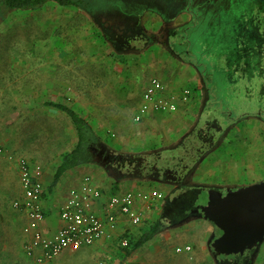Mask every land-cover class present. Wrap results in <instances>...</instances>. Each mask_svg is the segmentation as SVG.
<instances>
[{
	"label": "rangeland",
	"instance_id": "rangeland-1",
	"mask_svg": "<svg viewBox=\"0 0 264 264\" xmlns=\"http://www.w3.org/2000/svg\"><path fill=\"white\" fill-rule=\"evenodd\" d=\"M77 1L79 3L76 5H60L49 1L40 8L28 10H9L0 5V92H10L21 88L32 89L33 83L38 81L45 83L53 79L66 80L68 84L72 83L74 87L73 90L62 92L64 103L79 111L85 104V100H81L78 95L82 76L108 75L109 70H113V68L120 70L123 65L128 66L129 61L136 60L137 55L135 54H118V44L113 43L112 40V37L121 32L126 35L130 34L129 29L134 27V20H136L133 17L137 18V30L141 31L145 38L153 35L159 39L163 34L161 15L166 14L170 19L169 23H165L170 27L180 25L184 20H187V17L178 15L175 9L167 8L159 0ZM206 1L212 4V7L206 9L205 13L196 11L201 17L191 31L192 41L190 43L194 46V51L189 59L192 62L193 60L197 62L204 75L208 76V87H213L216 94L223 98V103L227 107H231L232 104L248 106V97L246 91H243L245 86L242 85L245 79L247 81L245 85L248 86L251 95V106L258 105L256 94L263 89L262 78L257 73L258 69L261 68L258 55L256 54L252 61L246 63L248 65L244 66L245 77L241 81L238 79L239 85L234 86V89L229 87V83H227L233 74L231 76L228 72L223 73L220 70L219 56L220 50L224 51L227 42H236L240 39L249 43L257 42L254 34L259 29V25L257 21H254L251 12L255 10L254 7L258 6L259 0ZM260 2L263 6L264 0H260ZM106 11L109 14L108 17L103 16V12ZM123 13L132 18L130 20L123 18ZM205 15L208 16L206 20H204ZM211 19L213 20L211 21ZM225 33L229 35L227 40L223 38ZM139 41H136L138 47L141 46L142 40L139 39ZM150 41L152 40H148V43ZM97 58L108 62L106 63L107 66L102 65L101 71L99 68L76 65L78 62L91 61ZM38 59L42 62L45 61L46 65L33 67V62ZM49 60L71 62L72 67L63 72V70H67L64 67L48 66ZM109 66L113 68L107 69ZM175 70L177 72V69ZM137 79H139L138 74ZM134 81H136L135 78ZM177 83L187 84L184 79L177 80ZM249 87L253 90H250ZM96 90V86L92 88L86 101H90V103L97 101L96 94H94ZM68 92L70 93L66 94ZM75 93L76 95H74ZM135 96L134 98H136ZM40 97L41 99L21 100L19 98H5L4 95H1L0 109L13 108L19 111L20 106L23 107L24 103H35V107L41 106V110L45 109L42 113V129L35 132L41 151L39 155L35 154L33 159L38 160L40 164L42 161L49 164L60 153L72 147L70 142L75 141L76 135L71 122L64 113L43 105L44 101L52 99L49 92L42 91ZM139 104L140 102L137 106L132 107L133 116ZM90 115L93 118L97 117L95 108H90ZM109 120H111L110 117ZM116 126L112 123L106 126L104 129L106 141L112 143L116 137ZM120 152V150L113 151V156H119ZM22 153L29 156L25 152ZM176 154L177 151L169 149L165 150L161 157ZM204 167L205 165H202L200 170ZM8 176L12 185V174ZM160 187L164 188L163 186ZM12 191L13 188H11V193ZM159 191L161 192V190ZM237 192V189L233 191L231 197L224 200L222 208L208 216V219L218 222V226L204 217L206 209L202 203L196 206L194 210L191 207L187 210L191 214L198 212V216L181 220V222L166 221L164 216L161 217L158 209L159 211L152 217L153 219L145 222V229L157 222L159 231L156 234L160 239L155 240H162L163 236H172L169 241L172 248L170 251L168 250V253L174 255L176 260L179 257H184V264H218L220 257L227 260L234 255H223L215 252L212 249V242L215 241L216 244L229 242L253 223H264V202H251L250 200V198H258L259 195L247 188L241 191V196ZM207 193V191L203 192L204 197L207 196ZM14 197V193L6 195L5 201L2 203V211H0V264H27L21 234L22 218L12 208ZM214 198L218 202L223 200L220 195L216 194H214ZM232 224H235L236 227H233ZM142 231L143 229L139 228L137 232ZM213 232L216 233L214 237ZM185 245H190L192 250L190 252L184 251ZM177 247L180 248L181 252L175 251ZM81 254L82 250L71 255V258ZM60 255L68 258L67 252ZM187 256H191V258L187 259ZM254 264H264V242L259 248Z\"/></svg>",
	"mask_w": 264,
	"mask_h": 264
},
{
	"label": "crops",
	"instance_id": "crops-1",
	"mask_svg": "<svg viewBox=\"0 0 264 264\" xmlns=\"http://www.w3.org/2000/svg\"><path fill=\"white\" fill-rule=\"evenodd\" d=\"M136 44V41L130 39L128 42L129 49L123 46L117 48L120 55H137L136 60L129 61L128 66L123 65L120 70L110 66L107 67V69L113 68V70L107 72L110 76L102 74L93 77L82 76L80 87H78V95L81 100H85V104L79 111L71 107L91 123L103 144L113 149V151L120 150L119 155L130 157L132 161L150 155L161 156L165 150L174 149L180 136L191 124L190 121L197 107L195 101L190 102L188 100L187 102H179L177 110L172 113L153 111L138 122L133 120L132 113L134 110L132 107L141 102L143 89L150 78L159 79L166 92L176 93L182 87H189L192 91L197 86V76L194 75L192 68L181 66L179 60L171 55L167 46L161 42H151L150 44H142L141 42L140 47ZM99 60L97 58L91 61L78 62L76 65L99 68L101 71L102 65L107 66L106 63L108 62ZM45 65V61L42 62L39 59L33 62V67ZM48 66L54 68H57V66L64 67L67 69L63 70L65 72L72 67V64L67 61L49 60ZM175 69H177V72ZM137 74L139 79H137ZM134 78L136 81H134ZM180 79H184L187 84L177 83V80L180 81ZM95 86L97 90L94 94H96L97 101L90 103L86 100ZM73 87L72 83L68 84L66 80L53 79L45 83L34 82L32 89L21 88L10 92L1 91L0 96L4 95L5 98H19L21 100L41 99L40 93L43 91L49 92L52 99L48 101L65 104L62 92L73 90ZM23 105V107L20 106L19 111L13 108L0 109V211H2V203L5 201L6 195L14 193L13 200H15L21 193L16 158L24 156L28 157L30 161L40 164L38 160L33 159L35 154L39 155L41 151L35 132L42 129V113L45 109L41 110V106L35 107V103H24ZM90 106L95 108L96 118L90 115ZM109 117L111 120H109ZM109 123L117 125L115 128L116 137L112 140V143L106 141V135L104 134V129ZM75 142L76 139L70 142L72 147ZM22 152L29 156L24 155ZM62 153L49 164L43 161L40 164L43 165L41 176L43 194L40 203L44 218L40 222L39 228L45 235H51L62 225L59 217L60 207L65 201L69 189L78 185L84 175H89L93 184L103 192L101 200L94 204V210L99 214L102 213L103 203L112 194L128 190L133 192H147L151 189L161 190L160 184L153 180L143 179L135 175H125V173L115 177L108 172L104 164L96 162L78 165L65 171L52 189L48 191V185ZM203 165H205L204 173L208 177L211 175L210 165L209 163ZM9 174H12V185ZM11 188H13L12 193ZM208 193L210 192L208 191ZM135 207L142 212V222L139 225H131L124 215L118 214V226L112 237L101 238L76 250H63L45 264H184V257H179L176 260L174 255L168 253V250L170 251L172 248L169 245L172 236H163L162 240H155L160 239L155 234L150 240L133 250L120 245L121 238L127 237L130 240L144 231L145 222L153 219L152 217L159 210L161 211L162 201L161 199L153 200L151 204L137 197ZM14 211L18 212L22 218L21 234L24 242L29 237V234L23 232L26 216L23 211L18 209H14ZM139 228L143 231L138 233ZM80 250H82V254L72 259L71 255ZM127 250H129V253H126ZM175 251L181 252L177 251L176 248ZM63 252H67L68 258L61 257L60 254ZM189 258L191 256H187V259ZM26 260L28 261V259Z\"/></svg>",
	"mask_w": 264,
	"mask_h": 264
},
{
	"label": "flooded vegetation",
	"instance_id": "flooded-vegetation-1",
	"mask_svg": "<svg viewBox=\"0 0 264 264\" xmlns=\"http://www.w3.org/2000/svg\"><path fill=\"white\" fill-rule=\"evenodd\" d=\"M159 1L167 8L175 9L178 15L187 17V20L180 25L170 27L165 25L170 19L166 14L161 15L163 34L159 39L153 35L145 38V35L137 30V18L133 17L136 20L134 27L129 29L130 34L121 32L112 37V40L113 43L118 44L117 48L123 46L128 49L130 38L137 42L141 39L142 44L148 43V40H152L149 43L161 42L167 46L171 55L179 60L181 66L192 68L194 75L197 76V86L192 89L189 101H195L197 107L190 121L191 124L172 149L177 151L176 155L164 158L150 155L137 161L122 155L116 157L105 155L97 157V160L115 177L125 173V175L153 180L163 186L160 215L171 223L198 216V212L191 214L187 210L190 207L194 210L196 206L207 201L204 191H209L210 196L214 198V194L227 196L229 191L250 186L254 194L259 195L256 199L251 198V202H264V192L260 189V184L264 182V4L262 6L259 0L257 11L254 7L255 10L251 12L254 21L259 25V29L254 34L257 42L249 43L242 39L227 42L224 51L220 50L219 56L220 70L223 73L228 72L231 76L233 74L227 83L234 89V86L239 85L238 79L241 81L245 77L244 66L248 65L246 63L252 61L256 54L258 55L261 68L257 73L263 81V89L256 94L258 105L251 106V95L248 86L245 85L247 82L245 79L242 85L245 86L243 91H246L244 92L248 97V106L232 104L231 107H227L213 87H208V76L204 75L197 62L189 59L194 51V46L190 43L191 31L201 17L196 11L205 13L212 4L206 0ZM103 16L108 17V12H103ZM122 17L129 20L132 18L125 13ZM206 18L207 15L204 20ZM228 37L226 33L223 35L226 40ZM206 163H209L211 168V175L208 177L204 173L205 168L199 170ZM256 225L258 223L244 229L241 234ZM214 236H216L215 232H213ZM253 242L255 244L247 246L242 253H237L234 257L227 260L220 257L218 264H254L259 248L264 242V224L261 233L254 236L250 243Z\"/></svg>",
	"mask_w": 264,
	"mask_h": 264
},
{
	"label": "built area",
	"instance_id": "built-area-1",
	"mask_svg": "<svg viewBox=\"0 0 264 264\" xmlns=\"http://www.w3.org/2000/svg\"><path fill=\"white\" fill-rule=\"evenodd\" d=\"M190 94L189 87H182L176 93L166 92L161 81L152 77L143 89L133 120L138 122L153 111L172 113L177 110L179 102L189 100ZM16 162L21 193L13 200L12 207L23 211L26 216L23 232L29 237L23 242V251L27 264H45L63 250H76L101 238L112 237L118 226V214L124 215L131 225H139L142 212L135 207V199L138 197L152 204L162 195L156 189L112 194L103 203L102 213L99 214L94 210V204L101 200L103 192L93 184L89 175H84L78 185L69 189L60 207L62 225L51 235H45L39 228L44 218L40 203L43 194L42 166L24 156L17 157ZM128 243L127 237L120 239L122 247H127ZM183 249L189 251L191 247L185 245ZM176 250L180 251V248Z\"/></svg>",
	"mask_w": 264,
	"mask_h": 264
},
{
	"label": "trees",
	"instance_id": "trees-1",
	"mask_svg": "<svg viewBox=\"0 0 264 264\" xmlns=\"http://www.w3.org/2000/svg\"><path fill=\"white\" fill-rule=\"evenodd\" d=\"M49 1L60 5H76L79 3L77 0H0V5L9 10H28L40 8ZM44 105L63 112L69 118L76 135V142L73 147L63 152L60 156V161L48 185V191H50L65 171L78 165L99 162L97 157L105 155L110 157L114 153L112 149L102 143L91 123L73 108L53 101H46ZM158 231L159 225L157 222H154L136 238L130 239L126 248L130 250L136 249L150 240ZM126 253H129V250Z\"/></svg>",
	"mask_w": 264,
	"mask_h": 264
},
{
	"label": "water",
	"instance_id": "water-1",
	"mask_svg": "<svg viewBox=\"0 0 264 264\" xmlns=\"http://www.w3.org/2000/svg\"><path fill=\"white\" fill-rule=\"evenodd\" d=\"M246 188L252 190V187H250V186H248ZM246 188L237 190L238 195L241 196L242 195L241 191L246 189ZM260 189L264 192V182H262L260 184ZM232 192L233 191H229L227 196H221L220 195L223 199L220 202L216 201L215 198H212L210 196V193H207V196H206L207 201L204 203V206L206 209L205 213H204V217L208 219L209 218L208 216H210L211 214L215 213L217 210L222 208V205L224 204V200L229 199L231 197ZM250 195H252V194L250 193ZM250 200H251V198H250ZM208 220H210V219H208ZM210 221L215 226L219 225L218 222H213L212 220H210ZM255 223H258V225L254 226L252 229H250L248 232H246L244 234H241V232L244 231V230H242L236 238H234L233 240H231L229 242H226V243L218 242L217 244L215 241L212 242V249L215 250V252H219L223 255H234L235 256L237 253H242L247 246H251V245L255 244L256 241L253 243H250V242L252 241L254 236H256L257 234H260L261 230H263V224L264 223H261V222H255ZM229 226H231L230 223H229ZM232 226L236 227L235 224H232Z\"/></svg>",
	"mask_w": 264,
	"mask_h": 264
}]
</instances>
